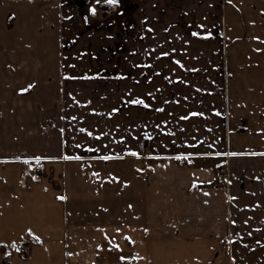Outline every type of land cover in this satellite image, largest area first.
Returning a JSON list of instances; mask_svg holds the SVG:
<instances>
[{
    "label": "crops",
    "instance_id": "0c3cea01",
    "mask_svg": "<svg viewBox=\"0 0 264 264\" xmlns=\"http://www.w3.org/2000/svg\"><path fill=\"white\" fill-rule=\"evenodd\" d=\"M97 4L0 0L8 264H264V0Z\"/></svg>",
    "mask_w": 264,
    "mask_h": 264
},
{
    "label": "snow or ice",
    "instance_id": "6c2138e0",
    "mask_svg": "<svg viewBox=\"0 0 264 264\" xmlns=\"http://www.w3.org/2000/svg\"><path fill=\"white\" fill-rule=\"evenodd\" d=\"M118 2H119V0H103L104 4L112 6V7H115L118 4ZM229 2H231V0H229ZM97 3H99V0H97ZM89 11L91 13L95 14L96 9L95 8H90ZM149 31H151V29H149ZM196 35H197L196 32L192 33V36L195 37ZM167 55H168L167 52H162L161 53V56H167ZM175 63L178 64L179 61H175ZM130 103H132V104H140V105H143L144 107H148V105L144 104V101L141 100V99L131 100ZM157 110L159 111V109H157ZM113 111H116V109H113ZM191 115H197V113H192ZM187 118H188L187 116L182 117V119H187ZM73 119H75V117H73ZM81 131H84V129H81ZM89 135H91V133H89ZM97 139H99V137H97ZM76 146L80 147V145H76ZM193 147H194V145H193ZM88 151H93V149L89 148ZM130 155L137 156V153L136 152H130ZM229 155H235V153H229ZM261 155H264V153H261ZM101 158L104 159V160L109 159L108 156H103ZM175 158L177 160L187 159V157H182V156H176ZM34 159L37 161V163H39V161L41 160V157L37 156V157H34ZM64 159H79V157H68V156H65ZM27 162L28 161L25 160V163H27ZM33 179H36V177H33ZM59 199H64V198L63 197H59ZM117 231H119V229H117ZM145 231H147V229H145ZM124 239L129 240L130 238L125 236ZM12 246L15 247L14 244ZM6 255H7V253H6ZM69 255H70V253H69ZM121 259H123V257H121Z\"/></svg>",
    "mask_w": 264,
    "mask_h": 264
},
{
    "label": "trees",
    "instance_id": "16d2710c",
    "mask_svg": "<svg viewBox=\"0 0 264 264\" xmlns=\"http://www.w3.org/2000/svg\"><path fill=\"white\" fill-rule=\"evenodd\" d=\"M30 169L31 168H29V167L27 168V165H25V167H24L25 176L32 177V171ZM38 244L39 243L37 241H34V240L33 241L23 240L18 245H15V247L9 246V248H11V249H8V247L5 245H0V251H1V254H2L4 259L10 255V252L13 251V252L17 253V255L21 259L26 260L29 257L31 247L34 245H38ZM6 253H7V255H6Z\"/></svg>",
    "mask_w": 264,
    "mask_h": 264
},
{
    "label": "rangeland",
    "instance_id": "374dc122",
    "mask_svg": "<svg viewBox=\"0 0 264 264\" xmlns=\"http://www.w3.org/2000/svg\"><path fill=\"white\" fill-rule=\"evenodd\" d=\"M98 5V7L97 8H103L104 7V4L102 3H98L97 4ZM94 25V24H93ZM1 52H5V55L4 56H9L10 55V53H11V50H3V51H0V53ZM27 165V168L29 167V168H31L30 170L32 171V173H34V172H36V170H37V168H38V164L37 163H35V162H32V163H27L26 164ZM150 169L148 168V171H149ZM8 249H11V248H9L8 247ZM0 253H1V251H0ZM12 254H14V255H17V253H15V252H10V255L7 257V258H3V256H2V254H1V258H0V264H8V261H9V258L12 256ZM18 256V255H17ZM19 257V256H18ZM20 258V257H19ZM21 259V258H20ZM21 260H23V259H21ZM27 260V259H26ZM69 261H70V259H68V264H69Z\"/></svg>",
    "mask_w": 264,
    "mask_h": 264
},
{
    "label": "built area",
    "instance_id": "2783aa9c",
    "mask_svg": "<svg viewBox=\"0 0 264 264\" xmlns=\"http://www.w3.org/2000/svg\"><path fill=\"white\" fill-rule=\"evenodd\" d=\"M215 179H216V182H217L218 185H222V184L225 183V178L220 173L216 174Z\"/></svg>",
    "mask_w": 264,
    "mask_h": 264
}]
</instances>
